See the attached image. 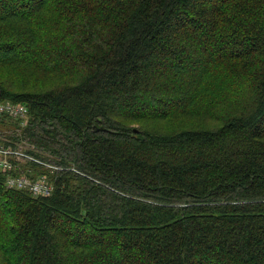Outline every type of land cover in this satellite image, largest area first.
<instances>
[{"label": "trees", "instance_id": "1", "mask_svg": "<svg viewBox=\"0 0 264 264\" xmlns=\"http://www.w3.org/2000/svg\"><path fill=\"white\" fill-rule=\"evenodd\" d=\"M0 97L74 169L0 172V264H264V0H0Z\"/></svg>", "mask_w": 264, "mask_h": 264}, {"label": "built area", "instance_id": "2", "mask_svg": "<svg viewBox=\"0 0 264 264\" xmlns=\"http://www.w3.org/2000/svg\"><path fill=\"white\" fill-rule=\"evenodd\" d=\"M4 120L13 123L12 129L4 131L21 135L22 130L27 125V113L21 105L0 98V123ZM32 149H34V146L29 145L24 140L0 143V171L8 174L7 188L27 191L38 197H49L53 193L54 186L48 180L46 174L38 175L36 178H30L26 174L18 176L12 174L15 171H21V165L26 162L36 163L53 172L65 170L63 167L41 161L27 152V150ZM28 172L32 173L30 170Z\"/></svg>", "mask_w": 264, "mask_h": 264}, {"label": "rangeland", "instance_id": "3", "mask_svg": "<svg viewBox=\"0 0 264 264\" xmlns=\"http://www.w3.org/2000/svg\"><path fill=\"white\" fill-rule=\"evenodd\" d=\"M52 164H54V163H52ZM54 165H56V164H54ZM64 230H66V229H64Z\"/></svg>", "mask_w": 264, "mask_h": 264}]
</instances>
